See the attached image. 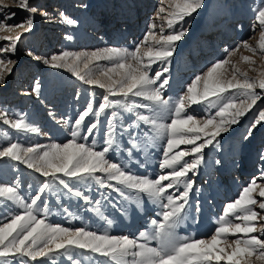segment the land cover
Returning a JSON list of instances; mask_svg holds the SVG:
<instances>
[{
  "label": "rangeland",
  "instance_id": "obj_1",
  "mask_svg": "<svg viewBox=\"0 0 264 264\" xmlns=\"http://www.w3.org/2000/svg\"><path fill=\"white\" fill-rule=\"evenodd\" d=\"M29 2L31 6L39 9L33 14V28L30 32H24L21 28L12 31L0 30V36L14 37L17 33L23 32L14 54L0 52V59H12L16 62L12 73L6 77V82L0 85V113L5 114V117H0V148L10 143H18L26 148L66 142L71 138V128L78 115L89 103L95 108L103 100L105 94L103 89L83 83L67 68L50 67L43 63L44 59H50L53 54L58 55L65 51L90 53L106 47L134 50L149 31L151 22L158 25L157 37L160 33L159 25L163 23L162 18H157L162 0H128L126 4L123 0H29ZM4 3L9 7L0 8V21H4V17L10 12H15L16 15L4 21L7 24H20L30 15L29 12L16 6L14 0H4ZM105 5L108 6L107 14L103 9ZM127 5L133 7L131 13L135 15L141 12L142 7L150 11L141 19L137 15L131 21L132 26L137 27L132 34L130 30L126 34L122 31V27L127 28L130 25L129 15L123 13ZM262 5L264 0H204L201 8L176 25L177 31L181 27L187 30L185 35L176 43L169 61L154 63L150 73L154 74L164 67L168 68L163 77L169 80L164 90L165 99L174 104L186 93L187 86L196 75L206 72L213 63L224 59L237 45H242L243 41L256 46L260 30L255 20V10ZM164 6L167 7L166 4ZM61 13L77 22L71 25L75 29L74 40L67 38L68 30L72 27L69 28L70 25L64 22ZM123 15L125 21L122 22ZM113 20L115 25L112 26ZM141 21L142 28L139 29ZM143 23H146V27ZM171 31L173 30L168 29L165 24L164 34L167 35ZM215 31L221 32L220 38L218 36V40L215 39L214 43L210 41L205 44L204 41ZM7 44L8 41L0 40V48L6 47ZM29 51L33 53L32 56L28 55ZM37 56L41 59L37 60L35 58ZM243 56L251 57L255 64L249 65L242 60ZM228 58L230 64L226 66V78H231L232 64L242 72H247L253 79L259 78L260 71H264V55L259 52L254 54L243 46ZM91 67L94 77L105 83L109 82L101 72L111 67L110 62L99 61ZM253 68L256 70H252ZM36 83L40 84L39 95L33 90ZM257 91L260 92L259 89ZM230 94L237 95L235 91ZM110 99L123 98L110 97ZM131 100H135L137 105L150 103L141 98H130L129 102ZM217 110V107L202 101L192 105L188 109V114L203 119L214 115ZM260 110H264V93H261V99L253 109L240 118L238 124L231 126L230 131L217 137L213 145L203 150V162L195 174L189 173L190 179L194 181V187L189 193L188 204L175 229L177 237L209 238L226 205L237 199L245 186L253 179L257 184L264 185V158H262L264 157V122L257 125L248 136V129L258 117ZM112 111L118 113L114 121L118 147L114 146L113 150H110L108 158L137 176L154 179L162 174V171H167L159 167L163 159L166 138L156 137L150 125L136 120L135 113L153 115L146 108L135 107L131 113L124 111L123 108L109 109L98 118V127L88 143L91 144L95 140L97 150L106 146L104 141ZM161 116L164 122H170L171 116L168 112H162ZM20 117H23L31 127L39 130L18 131L11 127V124L3 122L4 118L14 121ZM96 120L97 117L90 115L85 123L89 124ZM185 147L190 146L181 145L178 150H183ZM193 158L185 157L188 161ZM46 181L50 183V188L43 195V203H38L41 208L44 204L48 206L47 223L67 228L83 227L99 234L138 238L141 232H153V220L162 222V213L165 211L162 203H166V200L154 202L143 194L129 192L126 189L125 194L121 195L113 188L101 186L91 180L87 182L69 180L68 183L74 190H80L89 197V201H85L83 198L69 194L68 190L58 182L50 181L25 164L0 158V186H17L25 204L31 203L37 190ZM112 183L115 184V181ZM183 190L181 184L171 189L170 193L179 195ZM97 208L99 213L96 211ZM23 211L24 209L17 203L0 197V225L9 222L12 216L22 214ZM38 214L43 218L42 212ZM261 238L264 239V236ZM232 239L234 238L230 237L228 243H231ZM148 243L152 247L158 246L155 240H150ZM71 255L74 260L79 261V264H103L105 260L104 257L79 249H73ZM19 260V257L9 258L10 264H19ZM24 260L26 264H72V260H69L63 251L48 258H37L35 261L24 258ZM252 260L254 264H261L255 257ZM221 264L225 262L222 261Z\"/></svg>",
  "mask_w": 264,
  "mask_h": 264
},
{
  "label": "snow or ice",
  "instance_id": "obj_2",
  "mask_svg": "<svg viewBox=\"0 0 264 264\" xmlns=\"http://www.w3.org/2000/svg\"><path fill=\"white\" fill-rule=\"evenodd\" d=\"M203 2L204 0H162L157 13V18L163 20L159 25V37L156 31L158 25L153 22L134 50L106 47L90 53L65 51L58 55L53 54L50 59H44L43 63L50 67L67 68L83 83L103 89L105 92L103 100L95 108L89 103L78 115L71 128V138L66 142L26 148L18 143H10L0 148V158L25 164L50 181L58 182L69 194L85 201H89V197L80 190H74L69 185V180L78 182L91 180L101 186L113 188L121 195L125 194L126 189L129 192L143 194L154 202L166 200V203H162L165 209L162 213V222L153 220V232H141L138 238L99 234L83 227L67 228L53 225L46 222L48 206L44 204L41 208L38 203H43V195L50 188L49 182L46 181L37 190L30 204L24 203L17 186H0V197L13 201L24 209L22 214L14 215L9 222L0 225V264H10V257H19V264H26L24 258L35 261L37 258H48L61 251L72 260V264H79L71 255L73 249L104 257L103 264H213V262L221 264L222 261L225 264H254L253 257L264 264V239L261 238L264 236V185L257 184L255 179L243 188L237 199L226 205L209 238H179L175 233L188 204L189 193L194 187V181L190 179L189 173L195 174L203 162V150L213 145L217 137L230 131L231 126L238 124L240 118L253 109L261 99V93H264V71H260L259 78L253 79L247 72H242L232 64L231 78L225 76L226 66L230 64L228 57L241 46L254 54L259 52L264 55V5H262L255 10V20L260 30L256 46L243 41L242 45H237L224 59L213 63L206 72L196 75L187 86L186 93L174 104L165 99L164 90L169 80L163 77L168 68L164 67L161 71L150 74L152 65L169 61L176 43L187 31L183 27L175 30L176 25L184 21L185 17L192 16L203 6ZM14 4L30 15L20 24H7L4 21L16 15L15 12H10L4 17V21H0V30L12 31L21 28L24 32H30L33 28V14L39 9L31 6L29 0H14ZM7 7L9 5L0 0V8ZM60 15L68 25L77 23L63 13ZM165 24L168 29L173 30L167 35L164 34ZM22 35L23 32L17 33L14 37L0 36V40L8 41L6 47L0 48V52L14 54ZM67 38L71 39L70 36ZM28 55L32 56L33 53L29 51ZM35 58L41 59L38 56ZM242 60L249 65L255 64L248 56H243ZM99 61H108L111 64V67L101 72L108 83L93 75L91 66ZM15 63L12 59H0V85L6 82V77L12 73ZM33 90L39 95L40 84L36 83ZM233 91L237 95H231ZM210 97L213 99H209ZM130 98H141L150 103L137 105L135 100L129 102ZM202 101L217 107L214 115L198 119L188 114V109L192 105ZM135 107H143L152 112V116L135 113L136 120L150 125L156 137L166 138L163 159L159 167L167 171H162V174L154 179L133 175L119 163L108 158L110 150H113L114 146L118 147L114 122L118 115L116 111H112L108 119V131L104 141L106 146L97 150L95 140L91 144L88 143L98 127V118L101 114L114 108H123L124 111L131 113ZM162 112L170 114V122H164ZM90 115L97 117V120L86 124V118ZM0 117H5V114L0 113ZM3 122L11 124V127L18 131H38L26 123L23 117L14 121L4 118ZM262 122L264 110L259 111L258 117L249 127L248 136ZM181 145L190 147L178 150ZM189 156L194 158L188 161L185 157ZM98 173L103 175H97ZM181 184L184 190L179 195L170 193L171 189ZM96 211L99 213L98 208ZM40 212L43 213V218L38 214ZM230 237L234 239L228 243ZM150 240L157 241L158 246H150L148 243Z\"/></svg>",
  "mask_w": 264,
  "mask_h": 264
},
{
  "label": "bare ground",
  "instance_id": "obj_3",
  "mask_svg": "<svg viewBox=\"0 0 264 264\" xmlns=\"http://www.w3.org/2000/svg\"><path fill=\"white\" fill-rule=\"evenodd\" d=\"M128 2V0H123V3H127ZM147 2V1H146ZM146 5H147V3H146ZM128 7L126 8V11H123V13H126L125 15H129V19H128V21H129V26L126 28L125 26L124 27H122V31H123V33L124 34H126V33H128V32H130L131 31V34H132V32L134 31V29H136L137 27L135 26H132V20L134 19V18H136V16L138 15V18H142V17H144V16H146V15H148L149 14V12L150 11H147V8L146 7H142V10H141V12H140V9H138V11L140 12L139 14H137L136 13V15L134 14V13H131V11L133 10V7H131V6H129V5H127ZM103 9L105 10V13L107 14V9H108V6L107 5H105L104 7H103ZM88 15H91L90 13H87ZM143 15V16H142ZM121 19H122V22L123 21H125V16L123 15V16H121ZM136 21V20H135ZM112 26L113 25H115V23H114V20L112 21ZM142 21L140 22V26H139V24H138V26L140 27L139 29H141L142 28ZM151 24H152V22H151ZM148 25V24H147ZM143 26H145L146 27V23H143ZM72 26L70 25L69 26V28H71ZM132 29V30H131ZM130 30V31H129ZM68 32H69V36L71 37V38H73L74 37V34H75V29L72 27L71 29H69L68 30ZM241 32H242V29L239 31V36H241ZM221 34V32H212V35L210 36V37H208V39L206 40V41H204V43L205 44H207V42H212V43H214V40L215 41H217L218 40V36ZM68 36V37H69ZM219 38H220V36H219ZM73 40H74V38H73ZM38 97V96H37ZM39 130V129H38ZM235 183V182H234ZM237 184V183H236Z\"/></svg>",
  "mask_w": 264,
  "mask_h": 264
}]
</instances>
